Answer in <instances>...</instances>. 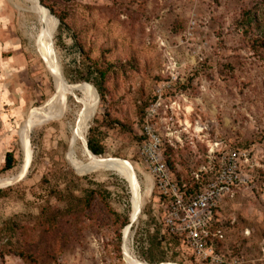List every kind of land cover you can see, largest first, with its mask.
<instances>
[{
  "label": "rangeland",
  "instance_id": "rangeland-1",
  "mask_svg": "<svg viewBox=\"0 0 264 264\" xmlns=\"http://www.w3.org/2000/svg\"><path fill=\"white\" fill-rule=\"evenodd\" d=\"M40 3L0 0V264H128L125 252L154 264L142 248L157 196L137 137L157 89L151 121L177 179L191 185L214 142L246 158V182L218 204L217 253L220 264H264V0ZM88 66L102 95L83 80ZM80 84L97 108L77 132L93 100ZM90 127L101 156L87 148ZM177 259L198 264L184 247Z\"/></svg>",
  "mask_w": 264,
  "mask_h": 264
},
{
  "label": "built area",
  "instance_id": "built-area-1",
  "mask_svg": "<svg viewBox=\"0 0 264 264\" xmlns=\"http://www.w3.org/2000/svg\"><path fill=\"white\" fill-rule=\"evenodd\" d=\"M161 96V89H157L155 102L145 110L142 133L146 138L139 144V154L152 179L151 190L157 196L154 205L157 210L153 213L162 231L180 237L197 260L220 264L222 256L210 242L222 238L223 234L213 228V223L221 199L246 182L241 170L246 158L239 148L222 141L214 142L206 162L194 174L198 186L190 192L183 190L162 157L161 138L151 121Z\"/></svg>",
  "mask_w": 264,
  "mask_h": 264
},
{
  "label": "trees",
  "instance_id": "trees-1",
  "mask_svg": "<svg viewBox=\"0 0 264 264\" xmlns=\"http://www.w3.org/2000/svg\"><path fill=\"white\" fill-rule=\"evenodd\" d=\"M41 2H42V0H41ZM51 13H52V11H51ZM57 18L59 20L60 25L63 28L64 27L66 28L67 26L64 22V19L61 16H57ZM79 50L82 51L80 46H79ZM92 74L94 75V77L92 76ZM98 74H99V76H98ZM88 75L90 76V78L84 77L83 80L89 81V82L91 81L93 83V85L96 87L98 93L100 95H102V86H101V81H100L102 74L98 72V69L96 67L88 66ZM155 99H156V97H154L153 101H155ZM141 113H142L141 114V122L143 123L144 118H145V108ZM145 138H146L145 135L143 133H141L137 137L138 144H140ZM102 141H103V136L101 135V133L99 131H97L95 127H90L88 130L87 137H86V143H87L88 150L91 151L94 155H98V156L105 154L106 149H105L104 143ZM161 150H162V144H161ZM164 161L168 165L171 172H173L172 164L169 162V160L165 158ZM13 165H14L13 155H12V153H7L5 166H4L5 171L11 169L13 167ZM173 174H174V172H173ZM174 178L179 183V185L182 187V189L185 190L186 192H190L192 189H194L195 187L198 186L194 177H193L191 185L181 182L175 176H174ZM92 191L93 190H91V192H90L91 193L90 197H92ZM227 196H229V195H227ZM88 201H86V204H87V205H85L86 207L90 206V204H88ZM218 209H219V207H217V210ZM148 217H149L150 225L148 227V234L146 235L147 244L145 245L146 246L145 248L143 247L144 244L142 245L143 248L141 247L143 249V251H142L143 260L148 262V263H154V264L162 263V262H176V263L183 264L182 261H179L177 259L178 254H179V250H180V248L183 249V247L186 250H188V249L184 246L181 238L176 236V235H173L169 232L162 231V227L159 223L158 217L155 216L152 209L149 210ZM126 219H127V221L125 222V225L128 223V218H126ZM213 224H214L213 228L214 229H216V228L220 229L222 231V234H223L222 238L211 239L210 243H212L211 245H213L215 251L217 252V251H219L221 245L223 244V242L225 240V234L223 232L222 225L219 221V218H217V215H216V220L214 221ZM23 255H24L23 253H19V256L24 258ZM191 255L194 256L192 253H191ZM196 261L198 264H207V263L201 262L197 259H196Z\"/></svg>",
  "mask_w": 264,
  "mask_h": 264
},
{
  "label": "bare ground",
  "instance_id": "bare-ground-1",
  "mask_svg": "<svg viewBox=\"0 0 264 264\" xmlns=\"http://www.w3.org/2000/svg\"><path fill=\"white\" fill-rule=\"evenodd\" d=\"M49 29H47L45 31V33L43 34V36L46 34V32L48 31ZM42 36V37H43ZM42 52L43 54L45 55V57L47 59H49L51 61L52 59V56H50V52L47 53L45 52L43 49H42ZM51 64H53V62H51ZM52 68V67H51ZM51 70V69H50ZM55 73V72H54ZM59 80V79H58ZM67 83V82H66ZM71 88V87H70ZM70 88H67L68 91L71 90ZM74 89V88H73ZM75 89H80V90H83V91H86L88 92L93 100L90 104V107L88 108L87 112L85 113L84 117L81 120V122H79V126H78V129H77V132H79L87 123L88 121L93 117V115L95 114L96 112V104H97V98H96V94L93 90L92 87H90L89 85L87 84H80L78 85ZM64 91H67V90H64ZM67 96V95H66ZM58 102H60L58 100ZM63 103V102H62ZM64 107V106H63ZM46 119V118H45ZM44 120V119H43ZM77 127V126H76ZM76 132V131H74ZM77 134V133H76ZM78 136V135H77ZM76 139V138H75ZM74 141H72L71 143L73 144ZM25 145V144H24ZM70 145V144H69ZM26 155V154H25ZM68 156V155H67ZM68 160L70 162V165H72L73 167H76V164H74V162L70 161V156H68ZM102 166V165H101ZM112 167H115L117 169H122L118 166H114L112 165ZM87 168V167H86ZM97 168V167H95ZM84 169V168H83ZM92 169V168H91ZM126 169V168H125ZM78 170H82V168H78ZM94 170V168H93ZM124 170V169H123ZM128 179H129V182L132 186V180L130 179V177L128 176ZM140 213V207H139V202L136 198L133 199V202H132V210H131V215H130V223L134 222L137 218V216L139 215ZM135 223V222H134ZM128 232H131L129 231V225L125 226L124 229H123V242L126 241V239L128 240L127 236H128ZM129 237H130V233H129ZM124 245V244H123ZM130 254V253H129ZM124 257H125V261L128 263V264H142L141 262H139L137 259H135L133 256H129L127 252L124 253Z\"/></svg>",
  "mask_w": 264,
  "mask_h": 264
},
{
  "label": "water",
  "instance_id": "water-1",
  "mask_svg": "<svg viewBox=\"0 0 264 264\" xmlns=\"http://www.w3.org/2000/svg\"><path fill=\"white\" fill-rule=\"evenodd\" d=\"M38 3H39V5L40 6H42V7H44L41 3H40V0H38ZM45 8V7H44ZM50 13H51V11L48 9V8H46ZM56 18V17H55ZM56 20L58 21V19L56 18ZM91 152V151H90ZM92 153V152H91ZM93 154V153H92ZM94 155V154H93Z\"/></svg>",
  "mask_w": 264,
  "mask_h": 264
}]
</instances>
